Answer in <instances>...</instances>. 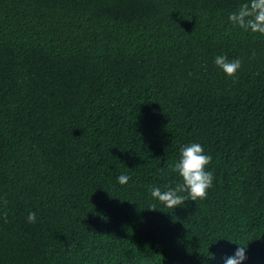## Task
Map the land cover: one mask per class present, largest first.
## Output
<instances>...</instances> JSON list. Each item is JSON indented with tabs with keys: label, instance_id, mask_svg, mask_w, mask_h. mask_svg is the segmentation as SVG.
Listing matches in <instances>:
<instances>
[{
	"label": "trees",
	"instance_id": "1",
	"mask_svg": "<svg viewBox=\"0 0 264 264\" xmlns=\"http://www.w3.org/2000/svg\"><path fill=\"white\" fill-rule=\"evenodd\" d=\"M241 2L0 0V264H224L238 245L264 264V37L228 22ZM189 142L213 186L165 208L150 189Z\"/></svg>",
	"mask_w": 264,
	"mask_h": 264
},
{
	"label": "clouds",
	"instance_id": "2",
	"mask_svg": "<svg viewBox=\"0 0 264 264\" xmlns=\"http://www.w3.org/2000/svg\"><path fill=\"white\" fill-rule=\"evenodd\" d=\"M228 22L245 33L264 37V0H242L238 8L229 13ZM255 53H253V57ZM215 66L229 78H235L242 66L239 57L229 59L226 55H217L214 58ZM212 156L205 154L203 146L198 142H189L179 147L178 159L172 164L171 171L177 174L175 183L161 188L150 189V197L165 208L174 210L186 201L204 200L208 190L213 186V172L207 169ZM130 180L127 174H120L117 183L125 185ZM6 203V202H5ZM156 209V204L151 205ZM7 223V212L0 213ZM26 220L30 224L36 223V213L29 212ZM247 246L236 248L234 255L227 257L224 264H242L247 259Z\"/></svg>",
	"mask_w": 264,
	"mask_h": 264
}]
</instances>
